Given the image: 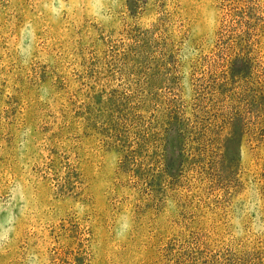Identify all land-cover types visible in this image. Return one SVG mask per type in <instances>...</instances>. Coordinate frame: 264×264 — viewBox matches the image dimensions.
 I'll use <instances>...</instances> for the list:
<instances>
[{
	"label": "rangeland",
	"instance_id": "rangeland-1",
	"mask_svg": "<svg viewBox=\"0 0 264 264\" xmlns=\"http://www.w3.org/2000/svg\"><path fill=\"white\" fill-rule=\"evenodd\" d=\"M0 264H264V0H0Z\"/></svg>",
	"mask_w": 264,
	"mask_h": 264
},
{
	"label": "trees",
	"instance_id": "trees-1",
	"mask_svg": "<svg viewBox=\"0 0 264 264\" xmlns=\"http://www.w3.org/2000/svg\"><path fill=\"white\" fill-rule=\"evenodd\" d=\"M194 107H196V109H199L196 105L194 106ZM208 114V113H210V111H205L204 112V114L203 115H205V114ZM211 115V114H210ZM183 117V116H182ZM185 117V116H184ZM188 119V118H187ZM222 118H220V120H221ZM202 119H201V117H198L197 119H195V120H193V122H194V126L191 124V126L194 128L195 126H197V125H199V124H201V121ZM225 124V123H224ZM207 126H209V124L207 125ZM206 126V127H207ZM220 126V125H219Z\"/></svg>",
	"mask_w": 264,
	"mask_h": 264
}]
</instances>
